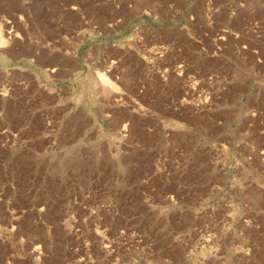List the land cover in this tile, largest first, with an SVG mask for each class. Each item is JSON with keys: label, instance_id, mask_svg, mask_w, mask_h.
I'll return each instance as SVG.
<instances>
[{"label": "rangeland", "instance_id": "obj_1", "mask_svg": "<svg viewBox=\"0 0 264 264\" xmlns=\"http://www.w3.org/2000/svg\"><path fill=\"white\" fill-rule=\"evenodd\" d=\"M0 36V264H264V0H0Z\"/></svg>", "mask_w": 264, "mask_h": 264}, {"label": "bare ground", "instance_id": "obj_2", "mask_svg": "<svg viewBox=\"0 0 264 264\" xmlns=\"http://www.w3.org/2000/svg\"><path fill=\"white\" fill-rule=\"evenodd\" d=\"M3 43H4L3 42V38L0 36V45H1V47L4 46ZM97 79H98V82L100 84L99 86H101V87H105V85H107V83L109 82V80L101 73H98Z\"/></svg>", "mask_w": 264, "mask_h": 264}, {"label": "crops", "instance_id": "obj_3", "mask_svg": "<svg viewBox=\"0 0 264 264\" xmlns=\"http://www.w3.org/2000/svg\"><path fill=\"white\" fill-rule=\"evenodd\" d=\"M19 48H21L22 47V45L20 44L19 46H18ZM16 50V49H15ZM42 53H40V54H37L39 57H38V59L37 60H39V59H41L42 58V55H41ZM53 54V53H52ZM59 70L60 68H53L52 70Z\"/></svg>", "mask_w": 264, "mask_h": 264}]
</instances>
